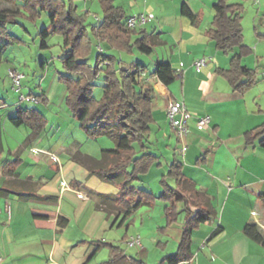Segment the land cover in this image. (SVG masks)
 <instances>
[{
    "label": "crops",
    "instance_id": "0c3cea01",
    "mask_svg": "<svg viewBox=\"0 0 264 264\" xmlns=\"http://www.w3.org/2000/svg\"><path fill=\"white\" fill-rule=\"evenodd\" d=\"M113 1L127 18L150 13L155 16L152 23L137 29L151 41L153 52L148 56L156 55L154 65L150 68L139 64L149 73L159 62L170 64L174 74L183 69L170 85L157 77L149 79L154 94V122L146 147L159 163L133 186L159 197L162 179L168 176L172 164L180 163L186 182L207 195L214 212L209 221L193 230L192 257L184 262L264 264V246L244 231L248 224H256L264 233V147L260 145L264 139V32L260 26H264L263 0L241 2L243 20L250 13L249 6L256 7L249 39L242 22L244 44L252 50L243 57L242 64L256 73V83L245 92L235 91L219 74V70L230 69L231 59L239 49L223 53L208 37L217 0ZM184 5L197 16L195 23L182 14ZM97 44L100 45L98 40ZM108 51L105 50L107 54L116 53L110 48ZM136 52L134 49L129 55ZM200 57L208 58L209 63L198 74L192 64ZM121 67L126 68L123 62ZM39 95L50 102L46 90ZM175 101L183 102L195 118L209 116V127L198 131L192 124L188 133L178 139L168 120L169 105ZM39 104L45 105L0 101V264H169L164 259L177 254L188 220L184 203L176 204L175 221L169 222L165 214L170 203L156 199L122 224L123 212L104 210L94 195L119 196L120 187L91 174L87 165L75 159L81 154L100 161L103 151L115 146L105 142L97 151H87L82 141L70 142L58 136L48 128L46 116L36 109ZM19 108L42 114L46 120L43 129L36 133L31 125L19 122ZM11 129L19 135H9ZM252 131L261 133L248 144L246 135ZM182 146L187 148L184 155L179 153ZM70 164L75 169L84 167L85 178L66 177V166ZM94 176L112 192L98 182L90 186ZM167 182L176 187L174 178H167ZM135 235L142 237L143 249L131 252L127 242Z\"/></svg>",
    "mask_w": 264,
    "mask_h": 264
},
{
    "label": "trees",
    "instance_id": "16d2710c",
    "mask_svg": "<svg viewBox=\"0 0 264 264\" xmlns=\"http://www.w3.org/2000/svg\"><path fill=\"white\" fill-rule=\"evenodd\" d=\"M5 1L16 6L17 10L0 11V63L5 48L23 43L8 32V25L17 24L19 17L36 23L43 14L48 15L49 26L38 34L41 39L40 49H49L48 40L52 36L63 39L66 52L62 63L66 73H60L59 80L67 88L69 112L79 122L80 129L88 138L96 140L107 137L115 144L114 149L103 151L100 161L81 154L75 157L79 163L88 166L91 174L120 187L119 196L94 194L100 201V207L106 211L119 209L124 214L123 224L143 205L161 199L170 203L165 208V214L168 221L172 222L177 216L176 204L183 202L189 214L178 252L174 256L166 257L164 261L179 264L190 260L193 230L214 215L207 195L186 182L182 165L176 162L171 165L168 176L161 181L163 192L159 197L133 186L134 181L146 175L153 165L159 163V158L148 153L146 147L154 122V94L149 79L157 77L164 84L170 85L175 80L171 65L159 62L149 73L147 67L137 64L135 70L128 71L117 62L116 54H107L103 47V52L96 50L98 40L101 46L102 43L107 44L116 53L129 54L134 49L144 55H151L153 52L149 37L144 31L127 28L125 11L117 7L113 0H99L103 19L92 25V30L87 22L89 12L83 15L77 12L76 2L79 0ZM213 10L212 28L207 33L209 39L223 53H233L235 48L239 49V53L231 59L230 69L219 70V74L229 81L235 91L245 92L256 83V73L242 64L243 57L252 51L244 44V6L231 0H217ZM182 14L194 23L197 20V16L186 5L182 7ZM93 56V64L88 63V59ZM100 79H103L104 85L101 87L102 96L98 99L95 91L96 82ZM28 95L37 98L39 102L47 103L44 95ZM17 111L18 121L31 125L36 133L46 124L44 116L35 110L19 108ZM262 129L264 132V126ZM260 133L249 132L246 135L247 143L252 144L253 139ZM260 145L264 147V139ZM139 152L142 153L140 156ZM167 178H174L176 187L170 186ZM244 231L248 237L264 246V233L258 225L248 224Z\"/></svg>",
    "mask_w": 264,
    "mask_h": 264
},
{
    "label": "rangeland",
    "instance_id": "374dc122",
    "mask_svg": "<svg viewBox=\"0 0 264 264\" xmlns=\"http://www.w3.org/2000/svg\"><path fill=\"white\" fill-rule=\"evenodd\" d=\"M232 1V0H231ZM235 3H241L243 0H233ZM21 7V4H18ZM262 7L264 9V0L262 1ZM255 6H249V15L245 14L243 25L245 28V35L249 39L250 37V25L253 23V14L255 12ZM76 9L79 15H83L89 12L87 19L88 27L92 30V25L96 23V17L103 19V12L100 10L98 0H79L76 2ZM17 7L8 3L5 0H0V11H16ZM88 10V11H87ZM264 11V10H263ZM207 15V12H206ZM133 16V15H132ZM48 15H45L37 24L27 21L23 18H18L17 24L8 25V32L23 41L21 45H10L5 48L2 53V61L0 63V101L12 104L18 101L17 96L12 91L11 80L8 77V63L12 64L14 68H17L25 76L22 82L23 92L28 95L32 92L34 95H39L42 91L46 90L50 102L43 103L45 105H37L36 109L46 116L49 129H54V133L58 136H65L70 142L82 141L83 148L87 151H97L101 148L105 142H111L115 146L114 142L109 138L103 139H90L85 133H83L79 127V122L74 120L72 114L67 107V88L64 83L59 80L60 73H66L63 68L62 59L65 56V48L63 45V39L59 36H52L48 40L49 49H40L41 39L38 36L46 25H49ZM262 32H264V26L260 25ZM264 34V33H263ZM104 49L109 52V48L106 44L103 45ZM110 53V52H109ZM117 55L118 63L125 65L127 70H135L137 64L142 63L148 67L154 65L155 56L142 55L138 52L129 55L126 53H115ZM94 57L88 59V63L93 64ZM142 58V59H140ZM11 66V65H10ZM11 66V67H13ZM97 88L95 91V97L100 98L102 96V88L104 85L103 79L96 82ZM25 104V103H24ZM73 118V119H71ZM60 125V126H58ZM10 126V125H9ZM60 127V130L57 129ZM9 135H19L14 130L8 132ZM58 139V138H57ZM62 167V162H60ZM74 165H67L66 177H76L77 179H84L86 170L84 167ZM83 181V180H82ZM96 182L100 183V180L94 176L89 181L90 186H94ZM103 188L111 187L108 185H102ZM160 188L159 185H157ZM103 191V189L101 190ZM160 193V190L159 192ZM131 252L138 250L137 248H130Z\"/></svg>",
    "mask_w": 264,
    "mask_h": 264
},
{
    "label": "built area",
    "instance_id": "2783aa9c",
    "mask_svg": "<svg viewBox=\"0 0 264 264\" xmlns=\"http://www.w3.org/2000/svg\"><path fill=\"white\" fill-rule=\"evenodd\" d=\"M154 20H155V16L152 13L133 15L127 18L126 25L128 29L137 30L152 23ZM96 22L97 23L100 22V19L98 17H96ZM97 50L99 52L104 51L101 45H98ZM208 63H209L208 58L200 57L193 62L192 67L194 68L196 73L200 74L208 66ZM182 72L183 69L181 68V70L177 74H175V77H180ZM8 77L11 80L12 91L18 97L20 103L27 102L32 105H36L39 103V100L37 98L24 94L22 82L24 81L25 76L22 72H20L17 68L9 67ZM168 120L172 132L178 139H181L188 133L189 128L192 124L198 131H205L209 127L211 121L209 116H201L195 118V115L192 112H190L187 106L181 101H175L169 105ZM193 120L195 121L193 122ZM186 151L187 148L185 146L179 148L180 154L184 155ZM32 152H42V151L38 149H32ZM62 187H63V191H65L66 188L65 182L62 183ZM80 196L82 197V195ZM127 245L129 247L142 250L143 249L142 237L140 235L133 236L127 242ZM179 264H187V262H182Z\"/></svg>",
    "mask_w": 264,
    "mask_h": 264
}]
</instances>
